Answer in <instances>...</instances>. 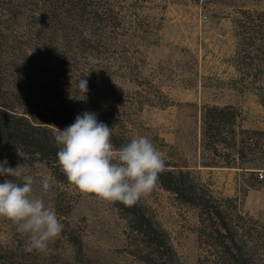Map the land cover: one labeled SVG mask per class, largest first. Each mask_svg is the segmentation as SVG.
Here are the masks:
<instances>
[{
	"label": "rangeland",
	"instance_id": "rangeland-1",
	"mask_svg": "<svg viewBox=\"0 0 264 264\" xmlns=\"http://www.w3.org/2000/svg\"><path fill=\"white\" fill-rule=\"evenodd\" d=\"M259 13L264 0H0V106L55 133L89 111L117 140L147 137L165 164L189 170L229 213L237 243L264 264V166H204L213 154L203 131L204 109L212 106L234 108L237 133L264 131ZM5 159L37 179L33 195L63 230L44 251L29 252L27 236L0 218V264H229L209 216L159 185L139 203L168 237L170 249L161 250L112 203L80 193L52 164L0 149ZM45 176L47 192L39 182ZM6 178L23 183L4 176L0 183Z\"/></svg>",
	"mask_w": 264,
	"mask_h": 264
},
{
	"label": "clouds",
	"instance_id": "clouds-1",
	"mask_svg": "<svg viewBox=\"0 0 264 264\" xmlns=\"http://www.w3.org/2000/svg\"><path fill=\"white\" fill-rule=\"evenodd\" d=\"M77 87L86 94L87 80L80 79ZM56 129L60 171L82 194L132 207L154 190L165 170L162 154L147 137H134L116 149L111 128L94 112L85 111L65 129ZM7 165L6 159L0 163V176L22 178L23 183L8 178L0 183V218L10 220L18 233L27 236L26 251H44L48 242L59 237L63 224L43 199L33 195L37 179L24 174L22 165ZM39 182L45 192L50 189L46 176Z\"/></svg>",
	"mask_w": 264,
	"mask_h": 264
},
{
	"label": "trees",
	"instance_id": "trees-1",
	"mask_svg": "<svg viewBox=\"0 0 264 264\" xmlns=\"http://www.w3.org/2000/svg\"><path fill=\"white\" fill-rule=\"evenodd\" d=\"M258 15L263 22L264 13ZM203 118L204 136L208 149L213 154L212 162L204 166L239 168L246 172L264 166L263 130L241 129L237 133V113L231 106L205 108ZM55 134L52 129L33 122L27 114L0 106V149L7 150L8 153L20 152L32 159L52 164L64 178L65 175L58 165L56 154L59 148L54 140ZM111 140L116 149L126 145L123 140H117L113 135ZM219 157L224 161L223 164L216 162ZM157 185L175 194L182 203L196 207L200 213L209 216L214 223L212 228L224 238L223 258L227 263L255 264V249L245 243L241 245L237 243V231L229 213L217 206L215 199L208 192L197 186L189 170L184 171L176 165L166 163L165 170L159 174ZM112 204L130 221L134 230L144 236L157 250L170 249L167 235L159 232L139 201L132 207H126L120 202ZM260 228L264 233V227ZM260 243L264 248V243Z\"/></svg>",
	"mask_w": 264,
	"mask_h": 264
},
{
	"label": "built area",
	"instance_id": "built-area-1",
	"mask_svg": "<svg viewBox=\"0 0 264 264\" xmlns=\"http://www.w3.org/2000/svg\"><path fill=\"white\" fill-rule=\"evenodd\" d=\"M264 174L262 172H259V178H263Z\"/></svg>",
	"mask_w": 264,
	"mask_h": 264
}]
</instances>
